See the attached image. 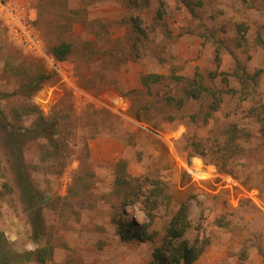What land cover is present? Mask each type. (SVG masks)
<instances>
[{
    "label": "rangeland",
    "instance_id": "rangeland-1",
    "mask_svg": "<svg viewBox=\"0 0 264 264\" xmlns=\"http://www.w3.org/2000/svg\"><path fill=\"white\" fill-rule=\"evenodd\" d=\"M62 43L71 51L58 61L51 49ZM40 119L51 142L25 132ZM13 135L40 197L39 243ZM183 203L190 227L176 243L199 242L192 264H264V0H0L10 250L52 246L44 264H154ZM130 222L149 240L122 241Z\"/></svg>",
    "mask_w": 264,
    "mask_h": 264
},
{
    "label": "trees",
    "instance_id": "trees-1",
    "mask_svg": "<svg viewBox=\"0 0 264 264\" xmlns=\"http://www.w3.org/2000/svg\"><path fill=\"white\" fill-rule=\"evenodd\" d=\"M71 47L69 44L62 43L58 46H54L51 49V53L58 61H63L70 53ZM46 77L38 76L35 80L36 83H41ZM34 84L32 90H37L38 86ZM43 119H40L42 121ZM42 126L38 125L32 130H26L34 139L44 138L48 142H51V134L53 132V125L47 124L43 120ZM40 126V127H39ZM49 131V132H48ZM11 142L12 153L16 156V179L20 185V191L29 205L31 210V240L34 243H39L41 238L45 234V228L43 218L38 209L33 208V202L37 201L38 191L31 184L28 173L23 165V161L20 154V145L18 139L13 135ZM162 194V189L156 185L152 188L149 196L144 201L145 215L152 220L151 210L147 208L145 203H151L152 206H158V197ZM123 206H128L126 202ZM151 206V207H152ZM190 227V223L187 218V205L185 203L180 205L179 210L173 218V222L167 229L165 240L161 247H157L152 252L154 264H192L201 254V248L197 245L199 242L195 241L194 244L188 245L187 242L176 243L177 239L186 234ZM146 226L137 227L135 223H128L120 226L118 231L122 241H129L132 239H138L139 241L149 240L150 235L145 232ZM204 245V241L200 242ZM52 258V246L43 245L34 251H21L13 252L8 247L6 239L0 232V264H25L34 261L38 264H44Z\"/></svg>",
    "mask_w": 264,
    "mask_h": 264
},
{
    "label": "built area",
    "instance_id": "built-area-1",
    "mask_svg": "<svg viewBox=\"0 0 264 264\" xmlns=\"http://www.w3.org/2000/svg\"><path fill=\"white\" fill-rule=\"evenodd\" d=\"M20 27H22L21 28V31L23 30L24 32H26L27 30V28L28 27H24V26H20ZM29 29V28H28ZM13 35V34H12ZM27 35H28V39H30V35L28 34V32H27ZM113 103L115 104V105H119L120 104V109H124V108H122V105H123V99L121 98V97H117V98H115V99H113Z\"/></svg>",
    "mask_w": 264,
    "mask_h": 264
}]
</instances>
